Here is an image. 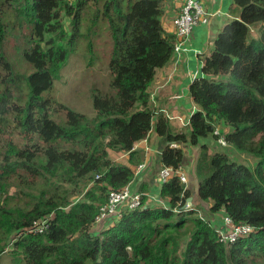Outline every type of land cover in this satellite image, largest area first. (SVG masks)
Here are the masks:
<instances>
[{
	"label": "trees",
	"instance_id": "1",
	"mask_svg": "<svg viewBox=\"0 0 264 264\" xmlns=\"http://www.w3.org/2000/svg\"><path fill=\"white\" fill-rule=\"evenodd\" d=\"M170 1L0 0V262L11 246L14 264H264V0H232V18L189 87L196 111L182 133H171L150 102L156 69L170 61L177 37L161 23ZM94 29L110 36V81L106 91L92 88L96 115L88 117L51 90ZM12 42L13 57L5 50ZM84 48L91 52V43ZM153 117L168 142L161 164L173 168L185 154L171 143L217 142V126L230 128L221 136L254 165L201 144L197 196L250 234L220 242L197 210L182 208L191 194L178 177L161 186L167 208L142 197V208L90 232L109 193L134 179L133 166L110 154L129 152L133 163V145ZM46 218L42 233L28 231Z\"/></svg>",
	"mask_w": 264,
	"mask_h": 264
},
{
	"label": "crops",
	"instance_id": "2",
	"mask_svg": "<svg viewBox=\"0 0 264 264\" xmlns=\"http://www.w3.org/2000/svg\"><path fill=\"white\" fill-rule=\"evenodd\" d=\"M201 3L211 15L209 22L205 25L194 27L188 38L183 42L180 53L178 55L173 54L165 66L156 69L150 88V102L154 106L156 114L162 116L171 133L188 132L189 119L196 111V106L189 95V87L195 79L202 77L201 68L204 58L211 54L214 40L225 23L232 18L229 12L233 3L232 0H201ZM182 4L183 0H171L165 7L166 11L161 23L164 30L170 35L175 36L172 20L179 14ZM174 39L176 41L177 37ZM156 119V117L152 118V127L146 138L133 145L131 152L136 153L132 158L133 163L130 161L129 152L111 153L110 156L115 163L129 167L133 166L134 179L128 187L131 192L142 193L144 195L146 206L167 208L168 202L159 196L161 186L163 185L159 180V171L162 167L161 154L168 145V142L165 137L157 135L154 128ZM220 125L224 129V133L230 130L228 126ZM220 125L215 130L221 134L223 131L220 132L218 129ZM201 144H206L210 152H226L223 151L224 148L232 149L229 145L227 147L218 145L216 140L211 136L205 140H201ZM175 145L185 154L182 170L187 182L182 184L191 194L187 198V200L190 198V201L187 203L190 205L189 208L197 210L198 214L203 213L207 221L216 229H221L225 217L224 213H210L208 204L200 201L197 196L198 181L195 170L199 158L200 145L190 146L176 143ZM113 154H115L114 158ZM228 154L234 153L229 152ZM241 156L244 157L243 155ZM141 165L143 167L137 172V169ZM122 211L126 210L123 209ZM119 218H107L100 225H93L90 232L104 230Z\"/></svg>",
	"mask_w": 264,
	"mask_h": 264
},
{
	"label": "rangeland",
	"instance_id": "3",
	"mask_svg": "<svg viewBox=\"0 0 264 264\" xmlns=\"http://www.w3.org/2000/svg\"><path fill=\"white\" fill-rule=\"evenodd\" d=\"M162 20V19H161ZM68 20H66V24ZM251 34L257 35L256 29H252ZM91 43V52L85 51V46ZM6 52L13 57L15 55L14 43H10ZM111 41L110 36L106 32H101L98 29L90 31L84 44H80L77 51L71 54L58 72L57 78L53 82L51 95L55 100L70 109L82 113L88 117L96 115V109L93 106L91 99V90L96 87L102 91H106L110 74L108 72L107 63L110 57ZM92 53V55H91ZM19 69H24L18 65ZM11 129V127L9 128ZM219 131L224 129L220 125ZM12 130V129H11ZM13 131V130H12ZM16 133V131H13ZM224 133V131L222 132ZM223 151L232 152L231 158L239 162L254 165V160L247 158L245 155L234 152L232 149L224 148ZM115 154H113V158ZM204 218L203 213L198 214ZM15 240H11L14 242ZM10 242V243H11ZM11 245V244H10ZM11 246H8L1 255L0 264H14L13 256L11 255Z\"/></svg>",
	"mask_w": 264,
	"mask_h": 264
},
{
	"label": "built area",
	"instance_id": "4",
	"mask_svg": "<svg viewBox=\"0 0 264 264\" xmlns=\"http://www.w3.org/2000/svg\"><path fill=\"white\" fill-rule=\"evenodd\" d=\"M211 15L205 10L201 0H183L180 12L176 15L172 24L175 28L177 40L173 45V54L178 55L183 42L188 38L194 27L205 25L209 22ZM217 136V143L222 147H227V143L221 134L215 130L213 132ZM175 143L170 144L171 148H177ZM143 167L139 166L137 172ZM183 164L177 168L162 165L159 171V180L161 184H165L172 177H178L181 183H186L187 179L182 170ZM142 193L131 192L130 188L125 186L119 191H112L108 195L107 202L99 208V214L95 218L94 226L100 225L107 218H119L122 210L139 209L144 206L141 202ZM190 205L185 203L182 207L184 210H191ZM49 218L34 222L29 232L42 233L48 227ZM227 228V231H224ZM253 228L249 225H234L229 217H224L223 227L217 230L219 241L225 244H232L239 238L247 236L252 232Z\"/></svg>",
	"mask_w": 264,
	"mask_h": 264
},
{
	"label": "water",
	"instance_id": "5",
	"mask_svg": "<svg viewBox=\"0 0 264 264\" xmlns=\"http://www.w3.org/2000/svg\"><path fill=\"white\" fill-rule=\"evenodd\" d=\"M190 201V198L188 200H186V202L188 203Z\"/></svg>",
	"mask_w": 264,
	"mask_h": 264
}]
</instances>
